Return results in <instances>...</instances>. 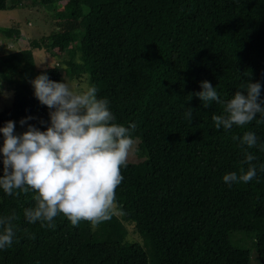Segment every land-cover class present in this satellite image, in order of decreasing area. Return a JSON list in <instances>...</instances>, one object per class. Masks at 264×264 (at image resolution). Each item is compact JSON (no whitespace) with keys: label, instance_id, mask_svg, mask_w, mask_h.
<instances>
[{"label":"trees","instance_id":"16d2710c","mask_svg":"<svg viewBox=\"0 0 264 264\" xmlns=\"http://www.w3.org/2000/svg\"><path fill=\"white\" fill-rule=\"evenodd\" d=\"M28 1L61 22V31L30 39V49L68 52V68L30 73L31 53L12 54V103L0 128L12 121L15 135L29 126L46 131L49 109L29 82L88 75L114 122L135 124L140 161L121 168L117 208L96 226H73L62 214L54 227L29 223L24 212L36 193L8 196L0 188V217L15 214L0 264H264V115L218 130L212 117L225 115V103L205 108L195 95L207 81L227 102L260 83L264 101V0H0V11ZM249 131L258 138L251 149L240 144ZM3 141L0 133V148ZM246 152L256 157L255 178L226 184V174L247 172ZM128 226L137 241L127 238Z\"/></svg>","mask_w":264,"mask_h":264},{"label":"clouds","instance_id":"9594fccd","mask_svg":"<svg viewBox=\"0 0 264 264\" xmlns=\"http://www.w3.org/2000/svg\"><path fill=\"white\" fill-rule=\"evenodd\" d=\"M34 95L40 104L52 110L50 126L39 131L33 126L22 135H15V123L8 121L0 133L4 137L0 153L3 155V176L0 188L8 196L19 194L16 190L36 193L34 208L24 212L29 223L40 222L41 226L54 227V220L63 215L73 226L88 221L93 226L111 219L117 208L116 189L123 181L121 168L126 167L134 140L128 127L115 123L107 99L97 97V89L89 87L76 93L65 82H54L46 74L31 81ZM202 91L195 93L209 107L211 102L225 103V115H213L212 120L219 130L233 125L245 126L257 114L264 115V101H260V83H248L246 92L237 91L227 102L220 100L210 82H202ZM246 93V94H245ZM191 108L185 113L192 116ZM28 119H33L28 117ZM21 125L26 123L22 120ZM43 123V122H41ZM234 140L238 137H233ZM258 138L253 132H245L241 146L251 149L257 146ZM264 150V146H262ZM256 157L245 153L243 163L250 165L247 172L226 174V184L247 183L256 176L252 164ZM15 214L0 217V250L13 242L12 221Z\"/></svg>","mask_w":264,"mask_h":264},{"label":"rangeland","instance_id":"374dc122","mask_svg":"<svg viewBox=\"0 0 264 264\" xmlns=\"http://www.w3.org/2000/svg\"><path fill=\"white\" fill-rule=\"evenodd\" d=\"M50 9L43 10L38 4L26 2L23 9L13 11H0V114L10 107L12 103L13 88L10 85V68L12 67L11 55L26 51L27 56L26 70L30 73L42 70H48L53 66L59 65L63 73L68 68L69 55L62 51L56 50V54L50 53L46 48L30 49L28 41L30 39H39L47 35L52 29L61 31L58 25L60 20L51 18ZM62 7L56 9V13H61ZM72 25H77L71 22ZM30 57V59L28 58ZM23 59V56L20 55ZM30 60V63L29 61ZM21 61V60H20ZM33 81V80H32ZM71 90L76 93H83L89 88L88 75L75 76L69 79L64 76L63 81ZM31 90L34 91L32 83L29 82ZM49 109V113H50ZM138 139H134L133 148L128 156L127 163H137L138 157ZM126 235L129 240L137 241L138 237L133 233L132 226L126 228Z\"/></svg>","mask_w":264,"mask_h":264}]
</instances>
